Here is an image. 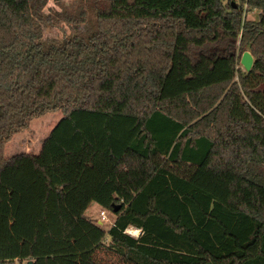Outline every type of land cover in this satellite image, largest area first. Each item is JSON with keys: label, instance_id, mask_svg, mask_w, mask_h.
I'll list each match as a JSON object with an SVG mask.
<instances>
[{"label": "trees", "instance_id": "trees-1", "mask_svg": "<svg viewBox=\"0 0 264 264\" xmlns=\"http://www.w3.org/2000/svg\"><path fill=\"white\" fill-rule=\"evenodd\" d=\"M47 1L0 0V264H264V0H92L61 39Z\"/></svg>", "mask_w": 264, "mask_h": 264}, {"label": "rangeland", "instance_id": "rangeland-1", "mask_svg": "<svg viewBox=\"0 0 264 264\" xmlns=\"http://www.w3.org/2000/svg\"><path fill=\"white\" fill-rule=\"evenodd\" d=\"M91 7L92 0H61L58 5L55 0H48L45 5L44 14L55 19L58 26H61V29L49 26L45 29L44 37L61 39L63 37L62 30H65L67 35H71L76 30L79 32H86L87 30H90V32L95 31L97 19ZM258 17L259 13L257 11H251L247 19L254 20L258 19ZM236 47L238 68L245 72L241 65V59L243 53L247 51V48L244 51L240 50V40ZM63 117L64 114L62 111H56L33 120L28 130L15 135L6 145L5 156L10 157L21 153L39 154L42 148V140L50 134ZM100 209V207L94 209L95 216L99 217ZM108 219L109 222H112L116 218L112 212H108ZM108 226L109 223L104 225L103 228L108 231ZM131 229L134 228H129V231ZM127 234L133 237L129 232ZM117 263L118 260L116 257H107V264Z\"/></svg>", "mask_w": 264, "mask_h": 264}, {"label": "crops", "instance_id": "crops-1", "mask_svg": "<svg viewBox=\"0 0 264 264\" xmlns=\"http://www.w3.org/2000/svg\"><path fill=\"white\" fill-rule=\"evenodd\" d=\"M50 133H51V132H50ZM48 136H49V135H48ZM48 136H47V137H48ZM47 137H46V138H47ZM46 138H45L44 140H42V147H43V143H44V141L46 140ZM29 142H30V141H29ZM24 143H25V142H24ZM31 143H32V142H31ZM25 145L28 146L26 143H25ZM41 150H42V148H41ZM40 153H41V151H40ZM40 153H39V154H40ZM21 154H23V153H21ZM24 154L39 155V154H33V153H24ZM17 155H19V154H17ZM13 156H16V155H12V156L7 157V158H11V157H13ZM96 207H100V208H101V209H100V212L103 211V210L108 211L107 209H104L103 207H101L99 204H97V203H92V204L90 205V207L88 208V211H87L86 215H87V217L90 218L93 222H95L96 224L100 225V212H99V217H97V216L94 215V209H95ZM115 218H116V216H115ZM100 226H102V225H100ZM102 227H103V226H102ZM130 228H134L135 230H138V231H139L138 235L133 236V238H139L140 235L142 234V230H141V229H137V228H135V227H130Z\"/></svg>", "mask_w": 264, "mask_h": 264}, {"label": "water", "instance_id": "water-1", "mask_svg": "<svg viewBox=\"0 0 264 264\" xmlns=\"http://www.w3.org/2000/svg\"><path fill=\"white\" fill-rule=\"evenodd\" d=\"M254 63H255V59L252 56V54L248 51H245L241 59V65L247 73L252 71ZM120 207L121 206H118L117 210L120 209ZM28 264H33V262L30 261L28 262Z\"/></svg>", "mask_w": 264, "mask_h": 264}, {"label": "built area", "instance_id": "built-area-1", "mask_svg": "<svg viewBox=\"0 0 264 264\" xmlns=\"http://www.w3.org/2000/svg\"><path fill=\"white\" fill-rule=\"evenodd\" d=\"M108 212L109 211H101L100 212V225L104 226L106 225L107 223H109V226L108 228H112L114 225H115V221L116 219H114L112 222H109V219H108ZM129 232V229L126 231V233ZM130 234V233H129ZM15 264H27L26 262H22V261H16Z\"/></svg>", "mask_w": 264, "mask_h": 264}, {"label": "bare ground", "instance_id": "bare-ground-1", "mask_svg": "<svg viewBox=\"0 0 264 264\" xmlns=\"http://www.w3.org/2000/svg\"><path fill=\"white\" fill-rule=\"evenodd\" d=\"M249 52V51H248ZM251 53V52H250ZM252 54V53H251ZM253 56V55H252ZM254 57V56H253ZM129 233L131 234V235H133V236H136V235H138V233H139V231L138 230H135V229H131L130 231H129Z\"/></svg>", "mask_w": 264, "mask_h": 264}]
</instances>
